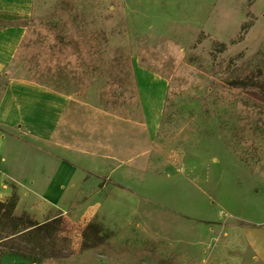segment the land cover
I'll return each mask as SVG.
<instances>
[{"label": "rangeland", "instance_id": "374dc122", "mask_svg": "<svg viewBox=\"0 0 264 264\" xmlns=\"http://www.w3.org/2000/svg\"><path fill=\"white\" fill-rule=\"evenodd\" d=\"M52 14L93 32L87 46L97 73L89 86L75 92L67 74L36 76L26 50L0 73V98L10 79L57 91L69 104L74 148L52 131L56 123L64 139L63 111L27 141L71 149L94 165L106 159L107 170L91 171V188L77 180L70 208L101 190L80 211L27 212L37 222L60 218L49 264H239L226 258L225 231L264 219V102L234 85L250 72L264 84V0H35L25 25ZM216 41L226 48L217 50ZM150 84L166 99L151 138L141 105ZM112 190L131 201L111 200ZM23 260L41 263L40 256Z\"/></svg>", "mask_w": 264, "mask_h": 264}, {"label": "crops", "instance_id": "0c3cea01", "mask_svg": "<svg viewBox=\"0 0 264 264\" xmlns=\"http://www.w3.org/2000/svg\"><path fill=\"white\" fill-rule=\"evenodd\" d=\"M33 16L35 0H0V73L8 69L14 58L26 28L24 20ZM152 86H143L141 91L144 124L149 138L154 137L158 129L164 105L163 88L157 86L154 89ZM150 90L155 95L152 106L146 101ZM68 105L67 100L52 89L19 79H10L7 82L0 98V199H7L15 192L18 196L15 211H26L38 216L42 215L45 208L52 207L75 213L85 203L101 194L99 189L86 199L82 197V203L76 202L75 206L69 207L72 198L80 194L76 187L77 180L81 178L82 184L91 188V185L97 183L93 180L91 171L105 173L106 159L94 165L89 158L74 159L71 149L64 147L68 154L56 150L46 151L26 139L33 138L30 137L31 134L40 132L41 127L46 124L52 127L58 111L64 112V125L67 122L69 124ZM53 126L56 139L61 140L62 145L73 149L67 125L64 127V139L57 124ZM101 144L107 153L108 145L105 142ZM113 181L117 182L116 178ZM117 195L131 201L130 194L126 191L116 190L111 191V200H117ZM229 228L232 234L225 231L226 238H229V246L224 251L226 258L237 259L239 264H264V219L248 220ZM229 254L232 256L229 257ZM0 264L31 263L20 258L2 256Z\"/></svg>", "mask_w": 264, "mask_h": 264}, {"label": "trees", "instance_id": "16d2710c", "mask_svg": "<svg viewBox=\"0 0 264 264\" xmlns=\"http://www.w3.org/2000/svg\"><path fill=\"white\" fill-rule=\"evenodd\" d=\"M248 25H244L243 32ZM241 33L237 40L241 39ZM94 42V34L88 29L77 27L59 14H52L48 18H33L25 28L14 58L29 50L32 60L36 61L35 75L44 73L52 79L69 75L75 81L73 91L85 90L91 78L95 75L94 51L88 47ZM95 43V42H94ZM216 49L224 50L225 43L216 41ZM92 49V50H91ZM31 61V59H30ZM186 68L179 64L176 69ZM175 69V70H176ZM217 73V69L213 68ZM35 76V77H36ZM30 81L37 82V77H30ZM234 87H238L251 97L264 102V84L260 82L259 75L250 72L241 77ZM166 99L164 100L165 103ZM260 113L253 118L254 122L261 123ZM113 185H119L112 181ZM18 196L13 192L7 199H0V225L5 232L0 233V257L3 255H17L22 259L40 256L41 263L49 264L55 254L52 247L57 240L56 230L59 225V216L49 217L37 222L30 215L22 211L15 213ZM50 246V249H48Z\"/></svg>", "mask_w": 264, "mask_h": 264}, {"label": "bare ground", "instance_id": "6f19581e", "mask_svg": "<svg viewBox=\"0 0 264 264\" xmlns=\"http://www.w3.org/2000/svg\"><path fill=\"white\" fill-rule=\"evenodd\" d=\"M154 99H155V95L153 93V91H148L147 96H146V101L148 103V105L152 106L154 104Z\"/></svg>", "mask_w": 264, "mask_h": 264}]
</instances>
